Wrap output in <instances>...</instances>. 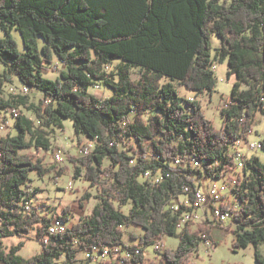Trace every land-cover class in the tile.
Listing matches in <instances>:
<instances>
[{"label": "trees", "instance_id": "16d2710c", "mask_svg": "<svg viewBox=\"0 0 264 264\" xmlns=\"http://www.w3.org/2000/svg\"><path fill=\"white\" fill-rule=\"evenodd\" d=\"M0 30L2 81L17 77L43 94L33 106L36 120L21 113L17 134L0 133V264H90L84 254L93 247L118 256L103 264H189L204 241L217 244L213 225L184 224L181 214L190 208L170 205L185 194L194 203L195 190L226 176L235 161L232 148L264 113V0H0ZM213 33L221 38L215 60H227L228 76H235L221 128L197 98L180 92L215 90ZM55 60L64 70L56 79L45 77ZM132 69L140 70L138 79ZM96 84L112 95L99 99L90 92ZM1 85L0 109L27 105L26 95L5 98ZM66 118L79 138L94 141L90 154L68 159L75 176L96 188L81 205L93 196L98 202L67 231L50 235L54 217L70 221L69 209L51 214L49 205L35 200L30 172L44 176L56 168L24 151L53 149L51 131L62 129ZM147 172L151 177L144 179ZM231 193L234 202L221 208L231 213L234 246L254 244L256 260L264 264V162L258 155L246 160ZM133 225L144 233L135 235L139 243L128 244L125 229ZM33 228L38 254L21 256L24 241L5 249L4 237ZM166 236L179 240L177 248L146 258L143 249ZM126 251L131 258L122 255Z\"/></svg>", "mask_w": 264, "mask_h": 264}, {"label": "rangeland", "instance_id": "374dc122", "mask_svg": "<svg viewBox=\"0 0 264 264\" xmlns=\"http://www.w3.org/2000/svg\"><path fill=\"white\" fill-rule=\"evenodd\" d=\"M4 32L0 30V37L4 36ZM13 38L18 43V46L21 51L25 50L24 43L21 37V33L19 30L13 31ZM221 44V38L216 34H212L211 40V58L214 63L217 65V69L215 71V75L217 76V86H215V90L212 93H200L196 96L193 91L182 87L180 88V92L182 95L187 97L197 98L202 108L205 112V116L210 119L213 124L219 128H221L223 124L221 109L226 106V102L230 99L232 86H234L235 76H228L227 71H229L227 60L220 61L215 60V56L217 55L218 47ZM116 63L114 62V65ZM48 71H44L43 74L45 77L50 79H56L60 75V71L64 70V65L59 62V60H55L54 63L49 66ZM4 66L0 63V72L3 73ZM141 72L138 69H132V77L134 79H138ZM19 79L14 77L12 82H10L13 86H18ZM5 98L11 99L12 96L9 93L8 85H1ZM90 92L99 97V99H104L112 95V90L108 87H104L100 85L99 88L91 87ZM28 98L27 105H20V111L26 117L36 120V116L34 113V107L40 103V99L43 94L38 89H33L26 95ZM31 108V109H30ZM12 125L15 124V120L11 119ZM2 135H15L17 134V130L7 129L1 132ZM51 144L53 149L44 150L40 149H32L24 152H35L38 157L43 159L44 164L47 167H55L53 171L45 174L44 176H39L37 170H32L30 172L31 177V187H37L38 191L37 196L35 198L38 202H43L49 205V213L53 214L56 211L58 214H64V209H69L70 221L69 225L72 223L81 220L86 217L90 212L95 203L98 202L95 196H93L90 200H85L82 202V197L86 192H90L91 194L96 193L95 186H91L89 182L82 179V177L77 178L75 176V166L72 164L68 156H76L81 157L84 156V153L81 152L84 146H87L89 150L92 152L94 149V141L90 140L87 137L81 136L79 138L74 130V124L69 118L64 119V127L55 128L51 131ZM250 143H259L263 142L264 144V113L260 112L259 117L257 118V123L254 127L253 132L246 139ZM246 140H242V148L244 151L246 149ZM239 144V145H241ZM237 145V146H239ZM121 149H124L122 145H120ZM58 150H62L64 153V159L62 161H58L55 156ZM233 152L235 148H232ZM251 155H258L264 162V148H255L248 152ZM110 163L109 159L105 160V165L107 166ZM61 168H64L63 174L58 176L56 171H59ZM235 173H240L239 170L229 171L227 176L217 179H209L205 182L204 188H207L209 185L216 184L218 187L221 186L224 182L229 181V176L235 175ZM223 204L230 202L231 204L234 202V196L229 191H224L223 195ZM123 209L128 212V207L123 206ZM57 219V218H56ZM67 225V222H66ZM197 223L194 225V227ZM231 226V219L226 221L225 223L214 226L213 228V239L217 243L213 244L211 247L207 246L204 242L200 245L199 250L194 252L193 257L189 264H259L256 260L255 252L256 247L254 244L248 245L245 247H235V234L227 227ZM36 228L30 230L29 233L20 237V235H11L8 237H4L2 239L3 246L8 251L12 245L18 244L21 241L25 242V245L22 247L20 251V255L29 258L33 255H36L40 252L41 244L37 241L35 237ZM144 230L141 226L133 225L128 229H125L124 239L128 244H136L139 243V239L135 237L138 235H142ZM163 242L165 244V248L170 247L171 249H175L178 246L179 240L175 237L166 236L163 238ZM261 253H264V245L259 246ZM144 255L148 259H158L159 254L155 251L153 245L146 246L143 249ZM117 255L114 258H110V256L90 262V264H103L107 260H117ZM81 258H83L81 256Z\"/></svg>", "mask_w": 264, "mask_h": 264}, {"label": "built area", "instance_id": "2783aa9c", "mask_svg": "<svg viewBox=\"0 0 264 264\" xmlns=\"http://www.w3.org/2000/svg\"><path fill=\"white\" fill-rule=\"evenodd\" d=\"M214 69H217V65H214ZM3 78H0V84L8 85L9 93L11 96H15L16 92L18 90H30L33 89L29 86H26L24 83L19 82L18 86H11L10 81H2ZM96 88L100 87V84L95 85ZM264 101V97L262 98ZM231 99H229L226 102V106L228 107ZM46 102H49L47 100ZM20 105L11 106L10 108H4L0 109V133L4 130L13 129L14 125L11 123V119H16L21 115L20 111ZM246 149L247 151H244L241 145L235 146V161L234 165L231 170L229 171H235L239 170L241 172L245 162L247 159H249L250 155L248 154L249 151L255 149V148H262L264 147L263 142L259 143H250L248 140H246ZM83 153H91L89 148L87 146H84L81 150ZM62 150H58L56 152L55 158L58 161H61V159H64ZM195 164H198L197 161H195ZM228 171V173H229ZM239 173H235V175L229 176V181L224 182L221 184L220 187H218L216 184L209 185L207 188L199 187L194 192H199V203H192V200L187 196V194L181 196L179 200H176L171 206V209L174 211L178 210L180 205L185 204L186 207L190 208L189 210H185L181 214V222H184V224H196L198 222H207L209 225L213 226H219L226 221L231 219V213L229 211H223L221 206L223 205V195L224 191H232V187L236 184L237 176ZM227 176V175H226ZM151 177V173L147 172L144 174L143 178L147 179ZM225 177V176H224ZM187 191L190 190L188 187H186ZM31 205L30 203H27V209H30ZM69 227V224L63 226H56V217L53 218L51 224H50V235L61 233L64 231H67ZM48 242V240H45ZM204 243L211 247L213 244L211 240H206ZM155 251L162 252L165 249V244L163 242V239L157 240L156 244H154ZM136 252H139V250H136ZM122 255L125 256V258H131L132 254L129 251L124 252ZM110 256L108 248L104 249L103 251H100L97 247H93L92 251L86 252L84 254V258L91 259L92 261H97L104 259L106 257ZM111 258V256H110Z\"/></svg>", "mask_w": 264, "mask_h": 264}, {"label": "bare ground", "instance_id": "6f19581e", "mask_svg": "<svg viewBox=\"0 0 264 264\" xmlns=\"http://www.w3.org/2000/svg\"><path fill=\"white\" fill-rule=\"evenodd\" d=\"M13 86V85H11ZM28 93H30V90H18L16 92V95L14 96L15 99H19V96L21 95H28ZM242 141L239 142V144H241ZM63 153V152H62ZM84 154H89V153H84ZM64 155V153H63ZM63 159H61L62 161ZM194 197H195V202L194 203H199V192H195L194 193ZM63 225H66V221H64L63 219L61 218H57L56 219V226H63ZM67 226V225H66Z\"/></svg>", "mask_w": 264, "mask_h": 264}, {"label": "crops", "instance_id": "0c3cea01", "mask_svg": "<svg viewBox=\"0 0 264 264\" xmlns=\"http://www.w3.org/2000/svg\"><path fill=\"white\" fill-rule=\"evenodd\" d=\"M83 136V135H82ZM214 229V228H213Z\"/></svg>", "mask_w": 264, "mask_h": 264}]
</instances>
